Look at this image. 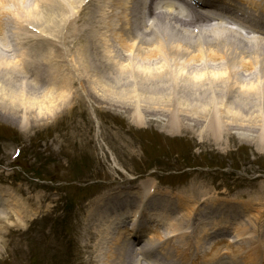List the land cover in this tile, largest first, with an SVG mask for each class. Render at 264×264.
Masks as SVG:
<instances>
[{
  "label": "bare ground",
  "instance_id": "1",
  "mask_svg": "<svg viewBox=\"0 0 264 264\" xmlns=\"http://www.w3.org/2000/svg\"><path fill=\"white\" fill-rule=\"evenodd\" d=\"M82 1L77 0L74 3L69 0H0V153L2 154L0 159L6 156L7 166H12L15 163L17 154L16 152L12 154V152L16 149V144L21 147L20 153L32 155L35 160L36 158L46 160L47 155L44 150L59 144L57 135L49 136L44 130L56 123L63 100L68 97L72 103L71 97H76V91L72 89L67 97V88L62 90L59 95L43 93L36 88L24 86V83L20 85L19 77L22 72L27 74L26 62L27 66L31 67V71L38 70L37 58L45 57V61L51 62L49 65L51 68L60 65L59 61L53 60L54 56L64 59L65 54L53 51L52 48L54 49L55 46L51 45L52 42L45 40L49 39L45 37L48 35L50 38L54 37L57 28L63 26L64 23L66 26L67 20H69L67 16L70 12L72 16H77V10ZM97 1L102 2L101 0ZM103 1H105V6L98 10L102 16L108 14V26L112 28L110 34L106 29L104 34L96 37L98 41L104 43V52L108 55V59L105 55L103 63L107 68L103 73L105 79L93 72L87 58L95 44L91 45L87 40L84 44L82 40L80 41L81 45L74 50L76 46L73 44L72 37L69 45L71 46L70 54L73 53V57H78L79 64L86 66V61L89 64L83 75L86 79L93 80L98 87V91L88 88L90 92L104 98L106 102L103 104L113 107L112 109H121L125 112L134 111L133 113L139 117V122L146 119L142 114L155 113L162 117H172V124L176 125L179 130L186 125L192 126L190 123L184 124L186 120H194L193 123H195L201 118L208 119L211 124L207 125L204 135L208 134V137L216 144L229 143L230 139L237 136L242 142H248L254 148L257 147L260 152L264 151L263 39L253 40L248 32L243 37L234 32H213L203 29L198 33V39L194 42V28L190 29L174 16H172L173 18L159 16L148 28V25L143 21L145 16L138 13V5L141 8V3L146 4V0ZM54 8L61 12L60 16L54 17L51 14L50 11ZM82 8L81 6L79 10ZM144 8L146 7L144 6ZM28 24L35 25L41 34L29 32ZM154 26H157L154 28V33H147ZM117 28L119 31L115 30ZM84 30L85 28L79 30L78 35H83ZM142 30L147 31L143 33L146 38H142ZM1 31H4L3 36ZM165 31L166 34H164ZM44 32L47 35H43ZM89 32L94 31L89 30ZM17 34L21 35L20 39ZM164 36L168 40L164 39ZM218 39L220 42L215 41ZM215 42L217 43L215 44ZM113 44L119 46L118 53L113 50ZM165 45L169 46L171 50H168ZM171 56L173 60H171ZM159 63L161 64L159 65ZM171 63L175 90H183L181 100L174 104L169 100L168 90L164 91L162 89L164 87L161 85L162 81L166 80L165 75L172 76L169 71L171 65H168ZM180 64L181 68H178ZM260 64L262 67L259 71L260 80L258 75L255 77L258 80L250 78V75L243 76V73L250 69L261 68ZM130 73L136 75L133 76L134 79L136 78L135 86L128 84V81L125 80L126 75ZM51 74V71L44 73L46 77H50ZM206 78H209L208 80L212 83L213 91L222 93L221 89L225 90L224 96H220L222 99L220 103L218 102L217 107L211 108L207 105L209 100H216L214 95L207 97L211 98L208 102H202L206 93L202 91L201 86H203L202 80ZM68 81L65 79L62 84L66 85ZM217 82L221 86H218ZM56 88H58L57 85L51 90L54 91ZM176 104L181 105L184 114L170 109ZM131 108L133 110H130ZM15 114L21 124L26 123L23 129L17 130L14 123L8 122ZM28 120H33L41 129L35 132L29 131ZM45 121L53 122L46 123ZM7 131L11 132L12 136L6 135ZM255 132L257 135L254 134ZM88 142L90 145V140ZM8 145H11V150ZM7 150L9 151L5 152ZM82 161H86V158ZM29 162L33 163V161ZM86 163L89 162L86 161ZM72 164L77 167V171L82 168L78 167L79 163L75 159L69 158L58 168L59 174L54 176V180L67 179L65 174ZM113 164L116 166L117 162L115 161ZM7 177L9 176L6 173H0V179ZM245 180L250 181L251 179L245 177ZM28 186L30 187L25 189L24 186L11 183L10 188H0V205L4 208L0 209V264H21L24 262L27 254L20 238L26 233L25 230H28L26 228L29 225L28 221H33L35 219L32 218L33 216L44 212L49 199L51 203L53 202L51 195L36 194V187ZM122 189H113L112 193L104 194L103 198L101 196L94 197L87 207L85 202L82 203L84 210L80 211L84 217L85 233L88 235L87 243L96 247L104 255L111 254L115 257V264L136 263L135 259H130L126 255L129 252L128 242L134 244V241L131 240L129 226L139 214V208L137 209L139 197L142 202L140 204L145 206L143 210L147 213L145 219H149V223L140 222V233L146 237L149 236V239L159 244L156 252L161 251L162 254L169 255L179 253L181 250L186 255H189L188 252H190L193 253L190 259L196 258L197 264H222L227 255L231 256L230 264H253V262L264 264L262 261H257V250L250 249L248 245H244L242 249L232 247L234 243L238 242L237 240L245 239V236H248V239L254 237L251 232L249 234L245 232V227L243 229L239 226L235 227L234 237L229 238L228 243L220 237V232L223 231L222 226L229 223L228 215L233 211L226 207L228 201L222 207L218 202V206L212 204L213 206L210 208L200 207L197 209L198 211H193L181 201L178 206L172 204L171 200H162L160 198L162 193L157 189H155L157 190L156 196L148 201L147 198H151L150 190L154 189L151 181L141 182L130 189ZM107 199L110 200L107 201ZM184 211L190 213L189 221L183 216L180 217ZM138 223L139 219L136 220L134 226L139 225ZM182 225L186 229L182 228ZM262 229L263 232L260 231V234L264 236V227ZM234 238L236 239L232 241ZM214 239L215 241H213ZM167 241L169 242L167 243ZM207 241L213 243L206 244ZM216 241H220V243ZM136 242L137 245L139 240ZM224 244L228 249L223 250ZM8 247L18 253V262L9 259L7 256ZM53 248L54 245L41 252L31 248V256L51 253L52 250L57 252ZM263 253L264 251L261 254L263 255ZM242 255H247L243 261L239 259Z\"/></svg>",
  "mask_w": 264,
  "mask_h": 264
},
{
  "label": "rangeland",
  "instance_id": "2",
  "mask_svg": "<svg viewBox=\"0 0 264 264\" xmlns=\"http://www.w3.org/2000/svg\"><path fill=\"white\" fill-rule=\"evenodd\" d=\"M69 1L77 2V0ZM103 6H105L103 2L94 0L85 6V13L80 22L73 20L70 12L67 18L71 21H68L66 26L64 23L63 26L55 30L51 40L52 44L50 43L55 46L52 50L65 54V57L63 59L54 56L53 60L59 61L62 66L57 65L51 68L49 66L51 62L45 61L44 57L36 59L38 70H33L40 77H46L45 71H51L50 81L43 78V81L37 82L34 77L20 78L19 81L20 85L24 83V86L28 88H36L43 93H52L53 95H59L66 88V97L72 89L76 91V97L71 98L77 104L73 105L68 97L63 100L60 107L62 110L59 109V119L44 131L49 136H58L59 144L54 145L52 149L62 152L64 163L69 158H73L79 163L78 167H82L80 171H77V167L72 164L65 174L68 180H54V183L58 185L62 183L57 188L55 186L43 187L38 183H43L41 180L45 178L48 180L52 175L59 174V169L57 170L55 164L47 162L46 165L43 163L44 159L36 158L35 160L32 155L25 154L12 167H7L5 163L4 166H0L1 171L8 172L9 177L6 179L9 181L6 182L7 184H17L24 186L25 189L30 187L28 185H34L36 194H47L60 198L55 202L52 197V203L49 199L44 212L33 216L35 219L29 222L26 227L28 230H25V236L20 240L23 241L27 257L21 264H36L35 260H30L32 251L30 249L39 251L40 246H48L57 239L59 242L54 247L58 246L67 251L66 264H115V261L111 262L109 257L111 254H105V260L97 262L94 258L95 248L89 255V247L82 246L86 240L84 217L78 212L83 209L82 203L85 202L87 207L94 197L112 193L113 189L118 187H135L145 181H151L155 188L162 190L165 194L171 193L184 205L188 204L190 199H194L193 203L198 202L199 206L207 200H212V204L218 206L217 203L220 202L222 207L226 201L233 200L236 205L229 214L233 216L234 222L244 221L239 223L246 224L245 232L248 234L251 232L254 237L236 242L232 247L242 249L244 245H248L257 250V257L263 258L264 253L263 255L261 253L262 250L264 251V236L260 234V226L264 227V151L260 152L257 147L254 148L248 142H242L237 136L230 139L229 143L216 144L208 137V134L204 135L207 125L211 124L208 119L201 118L195 123H193L194 120H186L184 124L190 123L192 126L186 125L178 130L177 126L172 124L170 116L162 117L155 113L142 114L146 119L139 122V117L133 113L134 111L125 112V110L112 109L113 107L103 104L106 100L89 90L98 91L97 85L93 80L86 79L83 75L87 65L91 64L93 72L105 79L103 73L107 68L103 63L105 55L106 59H108V55L104 52V43L98 41L96 37L104 34L106 29L110 34L112 28L108 26V14L102 16L98 10ZM50 12L54 17L60 16L61 13L55 8ZM84 28L85 33L79 36L80 32L78 31ZM89 30L94 32L90 33ZM115 30L119 31V28ZM72 37L73 44L76 46L74 50L81 45L80 41L82 40L83 43L87 40L91 45L95 44L93 50L89 51L87 57L89 64L86 61V66L79 64L78 57H73V53L70 54L71 46L69 45ZM163 38L166 39V36ZM167 44L169 45V43ZM113 46V50L118 53L119 46L117 44H113ZM166 48L171 50L169 46ZM171 60H173L172 56ZM249 61L254 62L250 59ZM168 65H171L169 71L172 76L165 75L166 80L162 81L161 85H163L164 91L168 90L169 100L174 104L181 100L183 90H175L172 63ZM178 68H181V64ZM261 69L262 67L250 69V71L244 72L243 76L250 75V78L258 80L255 77L259 76ZM126 76L125 80L128 81V84H132V86L137 84L135 83L136 78H133L136 75L130 73ZM65 79L69 80L66 85L62 84ZM208 79L202 80L201 88L206 93L202 102H208L211 98L207 97L214 95L216 100H209L210 103H207L213 108L217 107L218 102H221L222 97L220 96H224L225 90L222 88V93L213 91L212 83ZM56 85L58 88L52 91L51 89H54ZM217 85L221 86L218 82ZM93 104L98 109L96 116H93L91 112ZM73 107L74 110H72ZM170 109L184 114L181 105L176 104ZM87 111L88 113H86ZM225 119L224 121H226ZM8 122L14 123L17 130L23 129L26 124H21L16 119V114ZM28 122L29 131L35 132L41 129L33 120H28ZM254 134L257 135L256 132ZM6 135L10 137L12 133L7 131ZM88 140H91L90 145ZM8 147L11 150V145ZM2 153L4 152L2 151ZM92 155L95 158H92ZM0 156H2L1 153ZM86 156L91 157L87 158ZM85 158L89 163L82 161ZM29 161H33V163ZM115 161L117 162L116 166L113 164ZM245 177L251 180L256 178V180L246 181ZM50 182L52 181L49 180L48 183ZM6 183L1 187H8ZM42 188H45L46 191H43ZM109 200L107 199V201ZM212 204L211 206H213ZM50 206L52 207L50 208ZM216 242L220 243V241ZM7 251V256L13 262H18V253L12 251L10 247L7 248ZM246 258L247 255H242L239 259L243 261ZM63 263L64 260L55 264ZM224 264H226V260Z\"/></svg>",
  "mask_w": 264,
  "mask_h": 264
}]
</instances>
